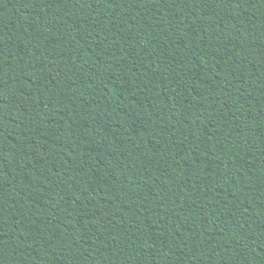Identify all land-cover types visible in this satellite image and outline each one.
<instances>
[{"label": "trees", "instance_id": "16d2710c", "mask_svg": "<svg viewBox=\"0 0 264 264\" xmlns=\"http://www.w3.org/2000/svg\"><path fill=\"white\" fill-rule=\"evenodd\" d=\"M0 264H264V0H0Z\"/></svg>", "mask_w": 264, "mask_h": 264}]
</instances>
